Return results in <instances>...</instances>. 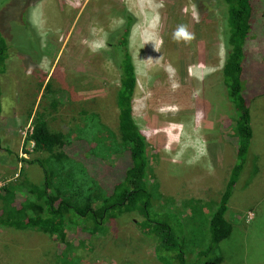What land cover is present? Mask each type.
Listing matches in <instances>:
<instances>
[{"label": "rangeland", "instance_id": "1", "mask_svg": "<svg viewBox=\"0 0 264 264\" xmlns=\"http://www.w3.org/2000/svg\"><path fill=\"white\" fill-rule=\"evenodd\" d=\"M4 1L0 22L11 27L16 11L4 8ZM255 4L245 69L253 150L226 213L234 230L220 245L222 264H264V0ZM126 10L137 18L130 44L138 76L134 117L147 138L152 182L172 198L166 208L183 210L184 201L220 198L234 166L236 142L230 133L235 111L221 80L223 16L218 0L35 1L30 21L38 38L17 37L24 50H10L8 69L0 77V134L13 152L0 150V186L15 181L22 168L32 182L42 181L39 166L19 162L37 156L27 140L37 112L55 132L76 131L82 111L96 113L118 135L120 75L107 39L122 25ZM25 150L32 153L25 155ZM86 150L87 145L78 143L69 153L112 190L130 165L129 154L105 161L85 156ZM138 219L125 215L96 239L69 230L76 264H160L153 240L135 227ZM200 226H195L196 240L201 239ZM61 244L40 232L0 227V264H58Z\"/></svg>", "mask_w": 264, "mask_h": 264}, {"label": "trees", "instance_id": "2", "mask_svg": "<svg viewBox=\"0 0 264 264\" xmlns=\"http://www.w3.org/2000/svg\"><path fill=\"white\" fill-rule=\"evenodd\" d=\"M35 1H4V8L14 6L16 18L15 26L3 27L0 22V77L8 69L10 50L23 49L17 37L38 38L30 21V9ZM218 7L223 16L221 80L235 111L230 133L236 142L234 166L220 198L215 202L184 201L183 210L177 206L166 208L172 198L164 196L158 183L152 182L147 138L134 117L138 76L130 44L137 18L126 10L122 14V25L107 39L111 61L120 75L116 98L118 135L101 122L96 113L82 111L76 131L55 132L44 114L37 112L27 139L37 156L31 160L22 158L19 162L39 166L43 179L40 183L32 182L22 168L15 181L0 188V227L55 237L62 241L58 264H76L79 258L75 247L67 240L69 230L76 229L89 239H96L109 232L112 222L125 215H136L139 219L135 227L144 237L153 240L154 254L160 264L223 263L220 245L234 230L226 213L253 150V115L245 69L258 9L255 0H218ZM262 16L264 18V14ZM49 87L48 83L46 88ZM2 98L0 78V117ZM78 143L87 145L85 156L105 161L121 153L129 154L130 165L112 190L105 188L84 162L69 153ZM0 150L13 154L10 146L3 143L1 134ZM32 152L25 150L24 154ZM197 225H201L202 235L196 240Z\"/></svg>", "mask_w": 264, "mask_h": 264}, {"label": "built area", "instance_id": "3", "mask_svg": "<svg viewBox=\"0 0 264 264\" xmlns=\"http://www.w3.org/2000/svg\"><path fill=\"white\" fill-rule=\"evenodd\" d=\"M2 186H0V188H1Z\"/></svg>", "mask_w": 264, "mask_h": 264}]
</instances>
